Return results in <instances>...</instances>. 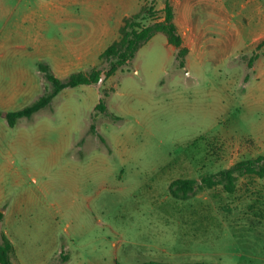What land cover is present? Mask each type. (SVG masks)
Returning <instances> with one entry per match:
<instances>
[{
	"label": "rangeland",
	"instance_id": "obj_1",
	"mask_svg": "<svg viewBox=\"0 0 264 264\" xmlns=\"http://www.w3.org/2000/svg\"><path fill=\"white\" fill-rule=\"evenodd\" d=\"M165 3L139 0L127 18L147 6L153 13L137 22L161 21ZM31 8L32 0H0V54L30 56L25 65L35 70L45 56L20 39ZM235 26L231 43L227 31L182 30L184 67L157 33L99 90L64 89L15 127L2 106L15 80L0 67V231L14 243V264H58L61 253L65 264H264V177L244 175L234 193L218 186L186 201L169 192L173 180L264 155V47L246 23ZM100 55L79 71H105ZM101 98L118 119L95 110Z\"/></svg>",
	"mask_w": 264,
	"mask_h": 264
},
{
	"label": "crops",
	"instance_id": "obj_2",
	"mask_svg": "<svg viewBox=\"0 0 264 264\" xmlns=\"http://www.w3.org/2000/svg\"><path fill=\"white\" fill-rule=\"evenodd\" d=\"M118 1L126 9L124 13H117V6L112 2L104 4L99 0H32V8L24 11L30 26L20 39L27 42V49H37L44 54L46 59L40 58L39 63L49 65L57 77L65 79L89 63L91 55L99 56L107 42L119 39L125 19L136 13L139 0ZM171 4L182 38V30L185 29L195 32L227 31L226 40L231 43L234 39L230 33L233 25L242 32L246 23L252 31L254 44L264 39V0H171ZM201 6L207 7L202 9ZM206 9L209 18L204 14ZM30 58L0 54L4 78L8 74L15 80L6 85L9 87L2 105L5 116L8 112L24 108V104L17 108L24 99L34 94L39 98L44 94L45 78L39 64L35 70L25 65Z\"/></svg>",
	"mask_w": 264,
	"mask_h": 264
},
{
	"label": "trees",
	"instance_id": "obj_3",
	"mask_svg": "<svg viewBox=\"0 0 264 264\" xmlns=\"http://www.w3.org/2000/svg\"><path fill=\"white\" fill-rule=\"evenodd\" d=\"M164 18L150 25H142L137 22L140 15H151L152 7L144 6L141 11L131 18H126L124 25L120 29V37L109 45L100 55V59L109 61L108 68L103 71L92 67L87 71L73 72L65 79H60L47 64L40 63L39 70L50 84L49 89L35 100L32 104L23 109L11 111L6 114V119L10 127H15L22 118L31 119L33 115L48 107L55 97L67 88H76L81 85H97L103 74L106 78L115 75L122 67L126 66L134 59L138 50L157 33H164L170 45L177 50L176 59L181 67L185 66V59L189 49L184 46V41L175 24V12L171 0H166L162 10ZM264 47V39L257 45V50ZM255 52L250 59L252 65L257 59ZM99 111L112 119L117 116L109 112L103 98L95 107ZM93 129V128H92ZM254 174L264 177V155L257 158L241 160L229 168L217 173L202 176L199 180L176 179L169 185V192L174 199L189 200L194 197L199 190L212 189L222 186L226 192L234 193L238 187V179L241 176ZM4 213L0 211V225L4 220ZM16 251L13 242L5 232L0 231V264H14ZM70 260L68 254L61 253L60 263L65 264Z\"/></svg>",
	"mask_w": 264,
	"mask_h": 264
},
{
	"label": "water",
	"instance_id": "obj_4",
	"mask_svg": "<svg viewBox=\"0 0 264 264\" xmlns=\"http://www.w3.org/2000/svg\"><path fill=\"white\" fill-rule=\"evenodd\" d=\"M105 78H106V75L103 74V75L101 76V78H100V81H99L98 84L96 85V88H97L98 90H99L100 87L102 86V84H103Z\"/></svg>",
	"mask_w": 264,
	"mask_h": 264
}]
</instances>
